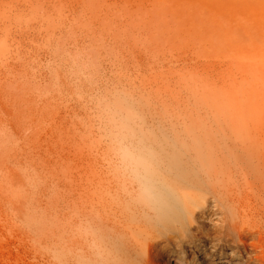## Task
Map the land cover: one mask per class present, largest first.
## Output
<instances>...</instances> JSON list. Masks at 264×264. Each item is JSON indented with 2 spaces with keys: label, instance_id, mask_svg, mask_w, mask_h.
Wrapping results in <instances>:
<instances>
[{
  "label": "rangeland",
  "instance_id": "obj_1",
  "mask_svg": "<svg viewBox=\"0 0 264 264\" xmlns=\"http://www.w3.org/2000/svg\"><path fill=\"white\" fill-rule=\"evenodd\" d=\"M71 1L0 0V264L54 263L56 198L64 186L99 176L121 128L172 123L168 131L197 134L229 162L247 148L234 140L245 133L247 114L238 110L264 103L262 87L256 92L264 83L246 77L248 54L237 53L253 46L254 57L264 55V40L215 27L203 9L215 0ZM212 31L235 38L217 42ZM229 48L232 55L217 56ZM226 183L240 188L236 178ZM211 222L190 232L204 236ZM211 242L206 238L201 255H170L169 264L241 263L238 253Z\"/></svg>",
  "mask_w": 264,
  "mask_h": 264
},
{
  "label": "bare ground",
  "instance_id": "obj_2",
  "mask_svg": "<svg viewBox=\"0 0 264 264\" xmlns=\"http://www.w3.org/2000/svg\"><path fill=\"white\" fill-rule=\"evenodd\" d=\"M124 1L154 6L169 3V0ZM223 1L203 6L215 27L237 29L247 38L264 40V0H260L257 9L251 7L250 0H228L235 6L232 9H226ZM219 33L213 35L217 42L235 38L230 31ZM230 48L217 56L224 52L230 55ZM244 49L236 51L253 55V46L249 51ZM262 53L255 57L247 55L242 66L246 77L259 84L264 83ZM232 61L229 63L233 64ZM239 61L235 67L240 65ZM219 66V73L228 69L227 65L221 71ZM228 75L231 79L232 74ZM257 86L256 92H264V84ZM260 96L264 95L260 92ZM238 111L247 114L241 118L245 133L234 140L239 139L247 148L242 155H228L229 162L206 149L208 141L197 134L168 131L167 128L175 126L172 123L169 126L145 123L139 132L132 126L131 131L121 128L123 131L114 140L115 153L103 155L105 164L99 176L89 183L64 186L57 196L53 264H169L170 255L175 256L178 251L199 255V251L206 252V238L216 250H224L226 246L235 255L238 253L240 264H264V103L249 102L244 110ZM231 178L237 179L238 190L227 185L226 180ZM206 221L216 226L205 230L204 236L190 232L193 224ZM203 237L206 238L202 240ZM220 254L226 258L232 253Z\"/></svg>",
  "mask_w": 264,
  "mask_h": 264
}]
</instances>
